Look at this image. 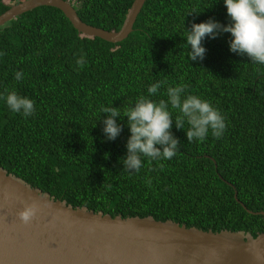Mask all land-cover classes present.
<instances>
[{
    "label": "trees",
    "instance_id": "obj_1",
    "mask_svg": "<svg viewBox=\"0 0 264 264\" xmlns=\"http://www.w3.org/2000/svg\"><path fill=\"white\" fill-rule=\"evenodd\" d=\"M19 1L0 0V14ZM68 1L87 24L118 30L133 0ZM210 18L231 22L224 0H145L132 31L116 43L78 33L52 6L2 24L0 94L15 89L35 101L36 111L26 118L0 98V166L73 207L213 232H263L264 215L248 213L225 181L248 209L264 211V65L231 52L226 32L205 37L203 60L188 59L181 46L186 30ZM81 55L83 69L76 64ZM161 80L151 99L167 101L169 85H188L185 95L210 101L227 128L220 139L209 132L203 142L189 143L187 123L178 130L173 122L177 155L142 157L140 171L129 173L120 162L131 135L123 109ZM102 106L121 109L115 140L103 132ZM171 111L175 119L178 110Z\"/></svg>",
    "mask_w": 264,
    "mask_h": 264
},
{
    "label": "water",
    "instance_id": "obj_2",
    "mask_svg": "<svg viewBox=\"0 0 264 264\" xmlns=\"http://www.w3.org/2000/svg\"><path fill=\"white\" fill-rule=\"evenodd\" d=\"M144 2L132 1L118 30L87 24L68 0L13 3L0 14V26L35 7L52 6L78 33L116 43L132 31ZM225 182L248 213L264 215L248 209ZM33 203L37 216L25 225L18 213ZM0 264H264V231L256 236L240 230L213 232L170 219L73 207L0 166Z\"/></svg>",
    "mask_w": 264,
    "mask_h": 264
},
{
    "label": "clouds",
    "instance_id": "obj_3",
    "mask_svg": "<svg viewBox=\"0 0 264 264\" xmlns=\"http://www.w3.org/2000/svg\"><path fill=\"white\" fill-rule=\"evenodd\" d=\"M224 3L231 21L229 24L223 25L210 18L206 22L193 23L191 29L186 30V43L181 46L189 49L187 58L192 61L203 60L206 53L203 47L205 37L214 39L226 32L232 37L229 41L231 52L247 56L254 64L264 65V0H224ZM76 64L83 69L85 57L81 55ZM23 77L22 71L15 72L16 81ZM164 83L163 80L153 83L147 89L148 96L140 95L134 104L123 109V117H127L131 135L126 144V156L120 162L129 173L140 171L143 166L142 157L155 161L171 160L177 155L180 141L171 131L173 122L178 130L185 129L187 123L185 131L189 143L194 140L203 142L209 132L220 139L227 128L225 116L210 101L194 94L185 95L188 85H169L166 89L167 101L151 99ZM0 98L5 100L12 112L22 113L26 118L36 111L35 101L20 95L15 89L6 95L0 94ZM169 105L171 110H178L175 119ZM101 111L107 114L103 120V132L108 140H115L122 131V125L116 119L121 117V109L102 106ZM38 210L36 204H26L18 217L23 224H30Z\"/></svg>",
    "mask_w": 264,
    "mask_h": 264
}]
</instances>
